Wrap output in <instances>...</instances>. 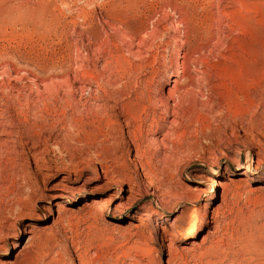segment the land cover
I'll use <instances>...</instances> for the list:
<instances>
[{
  "label": "rangeland",
  "instance_id": "rangeland-1",
  "mask_svg": "<svg viewBox=\"0 0 264 264\" xmlns=\"http://www.w3.org/2000/svg\"><path fill=\"white\" fill-rule=\"evenodd\" d=\"M0 264H264V0H0Z\"/></svg>",
  "mask_w": 264,
  "mask_h": 264
},
{
  "label": "bare ground",
  "instance_id": "bare-ground-1",
  "mask_svg": "<svg viewBox=\"0 0 264 264\" xmlns=\"http://www.w3.org/2000/svg\"><path fill=\"white\" fill-rule=\"evenodd\" d=\"M132 39L137 41L138 40L137 35L135 36V34H134L132 36ZM187 40H188L187 35L184 33V35L182 36V40L180 39V42H179L182 45V56L180 59H178V58L176 59L175 64H174V70L172 73L169 74L166 86L162 89V91H167L166 93H168L166 98H165L167 109H165V111H164L163 118H159V119L155 120V118L152 117L153 120L151 119L153 121L152 124H156L157 128H159V129L165 127V125L168 124V127L166 128L167 131H165L164 134H162V138L159 139V141H158L159 144H163L164 141L168 140L170 137H172V135L176 134L177 130H179V128L181 126H183V125H181V122L183 123L182 120L184 119L186 108L184 107L185 108V110H184V108H182L183 106L181 107L178 104L179 99L181 98L180 95H183V96L187 95V92L190 91V89L194 88V84H195L194 82L196 81V80L194 81L192 71L189 68V65H190L189 63H191L190 62L191 60L189 58L190 57H197V55L200 54L199 52H200L201 48H197V47H193V46L192 47H186L187 46ZM195 61H197V60H195ZM169 103H171V104H169ZM141 113H142V111H141ZM132 147L134 150L138 149V147L134 143L132 144ZM96 203L98 204V202H96ZM106 203H107V201L103 200L99 204L98 208L102 209L103 207H106L107 206ZM95 208H96V206H95ZM100 212H101V210H99V213ZM197 226H198V224L194 223L192 225V227L187 231V233L182 237V240L188 241V240L192 239V237L197 233V230H198ZM172 249L170 248L168 250L167 255L169 258H168L167 263L170 262V259H172V258L174 259V257L175 258L177 257V255L175 254L176 250H172Z\"/></svg>",
  "mask_w": 264,
  "mask_h": 264
}]
</instances>
